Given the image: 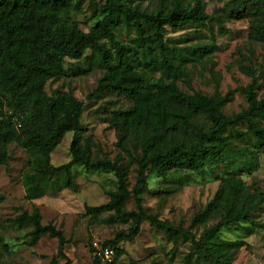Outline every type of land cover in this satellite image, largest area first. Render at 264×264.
<instances>
[{
    "label": "trees",
    "instance_id": "1",
    "mask_svg": "<svg viewBox=\"0 0 264 264\" xmlns=\"http://www.w3.org/2000/svg\"><path fill=\"white\" fill-rule=\"evenodd\" d=\"M236 13H243L248 3L251 10L264 14V0H232ZM81 9L76 0H0V164L8 165L9 148L16 144L24 150H35L45 160V179L69 172L74 165L87 170L112 172L117 188L109 191V200L100 205H87L85 216L98 217L112 212L115 221L130 224L113 239L101 243L111 246L116 264L125 253L118 244L133 241L142 223L160 229L167 240L177 243L191 239V251L205 257L209 264H234L242 241L220 238L223 228L251 219L264 203V194L249 189L240 173L229 171L220 175V185L205 209L197 212L192 226L206 224L213 217L216 223L197 236L192 228L174 224L150 213L144 195L156 194L149 186L152 173L161 177L186 172L202 174L214 164L225 162L231 149L240 148L236 140L254 144L264 151V93L255 69L244 67L251 82L222 95L181 89L179 81L188 79L187 71L175 65L168 52L177 50L166 39L169 28L207 25L211 16L205 0H156L151 10L143 9L135 0H105L97 10V20L88 30L81 29L73 12ZM235 13V12H233ZM135 32L134 44L145 46L150 55L159 54L160 64H151L159 71L158 78L132 64L134 55L126 51L127 44L119 37L123 27ZM252 29L264 37V21L252 24ZM197 47L195 49L202 50ZM97 57L103 74L88 98L113 93L125 97L132 105L112 110L110 121L118 132V154L113 158L94 159V142L85 136L82 125L84 102L72 90L47 91L51 80L66 75L67 59ZM245 96L247 107L227 114L224 107L234 94ZM244 126L246 130L240 127ZM72 131L71 160L61 165L52 163V153L65 134ZM136 184L129 188L133 168ZM63 186L78 191L69 177ZM133 199L135 209L127 210ZM42 211L34 206L13 219L16 227L32 225L25 244L34 246L42 236L58 240V256L72 264L65 248L69 242L64 231L53 223H43ZM7 246V244H6ZM56 261V258L53 259ZM0 264L1 263L0 261ZM92 264H100L94 258Z\"/></svg>",
    "mask_w": 264,
    "mask_h": 264
},
{
    "label": "rangeland",
    "instance_id": "2",
    "mask_svg": "<svg viewBox=\"0 0 264 264\" xmlns=\"http://www.w3.org/2000/svg\"><path fill=\"white\" fill-rule=\"evenodd\" d=\"M81 9L73 12V18L81 29L88 31L97 20V10L105 0H76ZM156 0H135L143 9L151 10ZM206 12L211 16L207 25H188L179 29L169 28L166 39L177 50L168 52L170 60L187 71L188 79L179 81L182 90L188 93L200 91L222 95L229 90L246 86L251 77L244 67L255 69L256 75L264 73V37L252 29V24L264 21V14L251 10L248 3L243 13H236L232 0H205ZM235 12V13H233ZM134 30L123 27L119 37L127 44L126 51L134 55L132 64L144 70L148 77L158 78L159 71L149 66L162 62L161 55H150L145 46L134 44L131 38ZM201 47L202 50L195 49ZM66 75L47 84V91L72 90L84 102L82 125L85 136L94 142L93 158L113 159L119 152L118 132L110 121L112 110L128 108L132 102L113 93L88 98L96 88L103 74L97 57L86 56L78 60L67 59ZM264 93V79L260 78ZM247 107V101L240 92L224 107L227 114L238 113ZM243 131L244 126L240 127ZM73 132L68 131L61 144L52 153V163L61 165L71 160L70 142ZM240 148L231 149L227 160L214 164L205 173L186 172L168 177L152 173L149 186L156 194H145L144 205L151 207L150 213L174 224L191 227L198 236L204 228L216 223L213 217L206 224L192 226L195 214L205 209L214 197L220 175L229 171L238 172L253 192L264 194V151L254 144L236 140ZM8 165L0 164V261L3 264H65L58 256V240L44 235L34 246L25 241L32 225L16 227L13 219L24 212L32 213L38 206L43 215V223H53L64 231L67 239L66 255L72 264H92L94 247L98 243L113 239L120 230L130 224L113 221L112 212L92 218L85 216L87 205H100L109 200V191L117 188V178L112 172L87 170L74 165L69 172L45 179L48 165L35 150H24L12 144ZM135 167L129 176V188L136 184ZM72 177L78 184V191L63 186ZM127 210L135 209L131 198L126 203ZM220 238L242 241L237 250L234 264H264V203L251 219L223 228ZM7 244V246H6ZM118 246L125 253L116 264H209L204 256L191 251V239L180 238L177 243L167 240L165 234L142 223L141 231L133 241L123 240ZM56 258V261L53 259Z\"/></svg>",
    "mask_w": 264,
    "mask_h": 264
},
{
    "label": "built area",
    "instance_id": "3",
    "mask_svg": "<svg viewBox=\"0 0 264 264\" xmlns=\"http://www.w3.org/2000/svg\"><path fill=\"white\" fill-rule=\"evenodd\" d=\"M93 256L100 261V264L111 263L115 256V250L111 246H104L97 243L94 247Z\"/></svg>",
    "mask_w": 264,
    "mask_h": 264
}]
</instances>
